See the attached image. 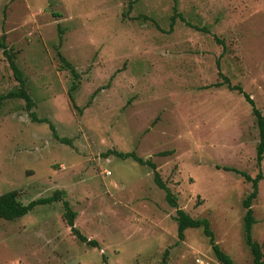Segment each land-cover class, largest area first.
I'll return each mask as SVG.
<instances>
[{"label": "rangeland", "instance_id": "1", "mask_svg": "<svg viewBox=\"0 0 264 264\" xmlns=\"http://www.w3.org/2000/svg\"><path fill=\"white\" fill-rule=\"evenodd\" d=\"M175 1L170 26L172 0H0L30 111L69 142L3 97L18 86L0 51V194L25 204L63 190L73 226L95 242L69 231L60 200L36 205L0 218V264H219L200 227L177 238L151 169L107 150L153 162L232 264H252L241 205L250 183L238 171L258 170V130L242 93L213 83L227 77L264 116V0ZM259 170L250 235L264 259V149Z\"/></svg>", "mask_w": 264, "mask_h": 264}, {"label": "trees", "instance_id": "2", "mask_svg": "<svg viewBox=\"0 0 264 264\" xmlns=\"http://www.w3.org/2000/svg\"><path fill=\"white\" fill-rule=\"evenodd\" d=\"M173 1L172 6V15L170 16V23L171 26L174 17L178 16L176 12L175 4L176 1ZM0 51L4 56L9 69L11 70L12 76L17 81V88L15 90L7 92L3 97H17L21 98L24 101V107L28 111V115L30 118L37 122H46L47 126L51 132V135L54 139L58 140L61 143H69L67 139L59 137L55 134L54 128L45 118H37L32 111H30V107L32 106V101L24 89V81L21 76V72L16 66L14 60V54L11 51V48L6 46L4 41V34L0 35ZM57 59L60 65L68 69L72 74L73 78H77L76 73L74 72L73 68L71 67L70 63L65 60L63 56L57 51L56 52ZM221 82L213 83L214 86H219L220 84H225L226 87L230 90H236L239 93H242L244 99L250 105L251 112L254 116L257 130H258V142L255 146V164L258 167L256 174L253 177H250L248 174L244 172L238 173L243 177L246 182L250 183V190L248 193L243 197L241 200V205L244 208V213L242 215V231H243V241L248 247L249 253L251 255L252 264H264V259L261 258V251L260 245L251 239L250 229L251 225L254 223V218L252 216L251 210V202L255 198L257 193V182L261 177V173L259 170L261 159L263 158V149H264V116H262L257 108L254 107L252 100L247 96V94L243 93L239 86L229 84L227 77L221 75ZM75 88V84H71L68 89V98L71 104H73L72 100V93L71 91ZM163 153V152H160ZM113 154L118 158H130L136 163L140 165H146L151 169L152 172V181L153 183L164 192V199L167 204L173 207L175 210V224H176V235L179 240L183 239V231L186 228H196L200 227L202 233L207 238L208 244L210 245V249L215 257V259L219 262V264H232L231 259L227 254H225L219 246L214 242L213 233L209 228V223L206 218H192L188 214H186L182 209L177 207L175 197L170 192L169 188L165 185V183L160 179L158 172L155 169V165L149 159H142L135 155L132 151L128 152H119L115 150H107L102 155ZM229 169V168H225ZM230 170V169H229ZM236 171V170H234ZM63 190H55L49 196L39 197L33 200L28 201L27 203L23 204L16 199V192L14 190H9L0 194V218L5 220H13L15 218L21 217L26 214L28 211L33 209L36 205H44L49 204L54 201L60 200L63 206V217L64 220L69 227V231L81 242H84L88 245L95 246V242L93 240H88L80 234L77 229L73 226V217L74 212L70 209L66 200H62L63 197ZM166 254V250L163 251L162 261ZM163 264V262L161 263Z\"/></svg>", "mask_w": 264, "mask_h": 264}]
</instances>
